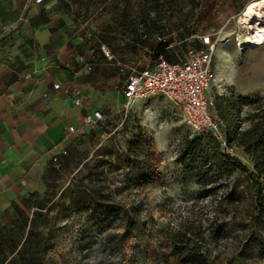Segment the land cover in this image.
Listing matches in <instances>:
<instances>
[{"label": "rangeland", "instance_id": "1", "mask_svg": "<svg viewBox=\"0 0 264 264\" xmlns=\"http://www.w3.org/2000/svg\"><path fill=\"white\" fill-rule=\"evenodd\" d=\"M258 10L264 15V7ZM241 13L202 31L217 39L214 114L218 118L227 103L235 106L227 108L229 133L253 107L237 110L241 96L258 98L264 107V44L240 46L250 32L238 23ZM106 115L102 129L71 136L67 155L47 170L19 223L0 225V264H183L169 255L168 235L187 226L208 264H264V251L248 242L264 235L248 176L236 171L206 192L197 180L202 166L181 161L186 140L212 144L209 135L193 134L160 95L140 98L126 114ZM226 152L251 169L241 148ZM95 197L120 206L110 213L111 226H120L103 222L105 205H93Z\"/></svg>", "mask_w": 264, "mask_h": 264}, {"label": "crops", "instance_id": "2", "mask_svg": "<svg viewBox=\"0 0 264 264\" xmlns=\"http://www.w3.org/2000/svg\"><path fill=\"white\" fill-rule=\"evenodd\" d=\"M250 1L0 0V225L29 211L67 126L116 111L115 89L154 61L161 40L169 60L185 58L202 31L228 24Z\"/></svg>", "mask_w": 264, "mask_h": 264}, {"label": "built area", "instance_id": "3", "mask_svg": "<svg viewBox=\"0 0 264 264\" xmlns=\"http://www.w3.org/2000/svg\"><path fill=\"white\" fill-rule=\"evenodd\" d=\"M43 1L33 0L36 4ZM199 40L200 45L189 48L185 58L171 61L162 53L153 51L154 61L140 69L133 68L115 89L123 98L116 112L126 114L131 105L140 98L151 95L163 96L175 105L193 134H209L217 140L221 149L229 151L223 125L214 114V98L210 94L214 81L213 54L217 39L205 34L199 36ZM101 50L106 56H110L105 46H101ZM90 68L88 66V69ZM58 86V83L53 84L54 88ZM79 101L80 97L76 96L75 104ZM109 116L100 109L85 113L80 118V128L100 130ZM79 130L72 124L67 126V141L55 147L52 152L51 163L53 165L59 162L61 156L68 153L69 139L73 135H78Z\"/></svg>", "mask_w": 264, "mask_h": 264}, {"label": "trees", "instance_id": "4", "mask_svg": "<svg viewBox=\"0 0 264 264\" xmlns=\"http://www.w3.org/2000/svg\"><path fill=\"white\" fill-rule=\"evenodd\" d=\"M161 43H166V41ZM160 44L154 51L162 53L165 56V49L160 47ZM214 102L216 107L215 98ZM231 104L227 103L223 110L219 111L218 120L223 125L227 146L241 148L247 160L250 162L251 169L238 156L231 155L221 149L217 140L209 134L206 135H209L213 139L214 143L212 144L203 145L200 142V138L186 140L182 145L181 161L187 164L199 163L202 166L198 172L197 180L202 184V190L206 192L215 188L216 185L219 186L221 181L227 182L230 176L236 171L247 175L255 188L256 217L262 221V229L264 232V107L262 103H259L258 98L241 96L239 106L236 108L237 110L240 109L241 105L248 107L253 105L242 119L243 123L248 122L249 127L241 130L243 125H236L231 133H229L225 123L229 120L227 108L229 106L235 108ZM66 155L61 156L60 159ZM93 205L100 207V205L103 206L105 203L100 202V199L95 197ZM119 208L120 206H117V204L111 206L106 203L105 207L100 210V212H107L103 222H107L109 227H118L121 225L120 222L112 226L110 224V213L117 211ZM135 224L136 221L132 220L129 226H134ZM195 235V230L191 226L174 231L168 235L172 244V252L169 255L183 264H208L206 254L202 251L201 245L197 241H194L193 236ZM196 240H202V236L196 238ZM248 242L257 250L264 251V235L263 237L253 235L249 237ZM165 256L167 257L168 255Z\"/></svg>", "mask_w": 264, "mask_h": 264}, {"label": "bare ground", "instance_id": "5", "mask_svg": "<svg viewBox=\"0 0 264 264\" xmlns=\"http://www.w3.org/2000/svg\"><path fill=\"white\" fill-rule=\"evenodd\" d=\"M262 7H264V0L253 1L244 8L239 16L238 23L245 24L250 31L243 41L245 45H241L239 42L240 46H262L264 44L262 42L264 41V15L258 10Z\"/></svg>", "mask_w": 264, "mask_h": 264}]
</instances>
